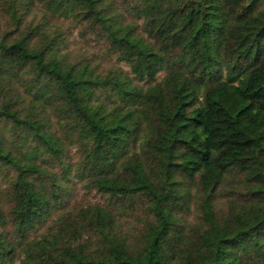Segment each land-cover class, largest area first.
Here are the masks:
<instances>
[{"label":"trees","instance_id":"trees-1","mask_svg":"<svg viewBox=\"0 0 264 264\" xmlns=\"http://www.w3.org/2000/svg\"><path fill=\"white\" fill-rule=\"evenodd\" d=\"M0 264H264V0H0Z\"/></svg>","mask_w":264,"mask_h":264},{"label":"rangeland","instance_id":"rangeland-1","mask_svg":"<svg viewBox=\"0 0 264 264\" xmlns=\"http://www.w3.org/2000/svg\"><path fill=\"white\" fill-rule=\"evenodd\" d=\"M85 50H84V47L81 45V47H79L78 45H77V47H75V49H71L70 50V52L72 53V55L73 56H76V55H78V53H82V52H84ZM71 148L72 149H74V146H71ZM81 191H82V189L80 188V186L78 185L77 187H76V190H75V193H74V196H78V195H80V193H81ZM120 223V225L122 226V227H124V228H127V224H126V220L124 219V220H122V221H120L119 222Z\"/></svg>","mask_w":264,"mask_h":264}]
</instances>
